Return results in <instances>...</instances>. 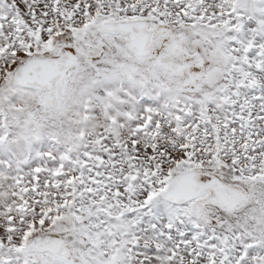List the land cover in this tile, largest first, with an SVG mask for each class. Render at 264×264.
<instances>
[{"label":"snow or ice","instance_id":"obj_1","mask_svg":"<svg viewBox=\"0 0 264 264\" xmlns=\"http://www.w3.org/2000/svg\"><path fill=\"white\" fill-rule=\"evenodd\" d=\"M0 264H264V0H0Z\"/></svg>","mask_w":264,"mask_h":264}]
</instances>
